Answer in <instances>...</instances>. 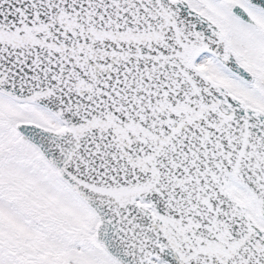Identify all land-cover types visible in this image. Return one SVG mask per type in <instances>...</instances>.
I'll return each mask as SVG.
<instances>
[{"label":"snow or ice","instance_id":"6c2138e0","mask_svg":"<svg viewBox=\"0 0 264 264\" xmlns=\"http://www.w3.org/2000/svg\"><path fill=\"white\" fill-rule=\"evenodd\" d=\"M0 264H264V0H0Z\"/></svg>","mask_w":264,"mask_h":264}]
</instances>
